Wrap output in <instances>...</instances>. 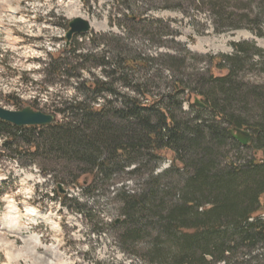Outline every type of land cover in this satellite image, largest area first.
Instances as JSON below:
<instances>
[{"label":"trees","instance_id":"1","mask_svg":"<svg viewBox=\"0 0 264 264\" xmlns=\"http://www.w3.org/2000/svg\"><path fill=\"white\" fill-rule=\"evenodd\" d=\"M166 2L170 10L208 11L218 32L247 29L264 38V0ZM128 19L130 30L146 23ZM149 25L147 36L155 37ZM125 39L95 36V46L106 40L110 48L51 56L44 72L75 79L77 94L54 101L49 126L0 120L4 149L89 196L121 184L124 218L111 228L124 250L148 264H264V50L255 41L233 43V54L202 57L207 69L189 73L182 54L132 55ZM245 64L261 70L259 81L240 77ZM92 68L101 77L83 78ZM238 130L250 133L248 144ZM165 160L169 167L158 172ZM125 179L139 191L126 190Z\"/></svg>","mask_w":264,"mask_h":264},{"label":"rangeland","instance_id":"2","mask_svg":"<svg viewBox=\"0 0 264 264\" xmlns=\"http://www.w3.org/2000/svg\"><path fill=\"white\" fill-rule=\"evenodd\" d=\"M167 4L166 0H0V106L13 111L32 107L53 114L54 101L77 94L76 80L49 76L45 63L69 48L77 47V53L110 48L106 40L95 46V36L126 38L121 45L132 55L182 54L189 73L207 69L202 57L233 54V43L255 41L264 50V38L247 29L218 32L208 11L170 10ZM131 15L146 23L130 30ZM76 17L90 21L93 28L75 35L68 44L69 22ZM152 22L155 37L147 36ZM158 41L167 47H157ZM260 72L245 64L240 77L255 83ZM93 73L102 75L99 68H92L82 76L89 78ZM185 109L190 111L187 104ZM4 141L0 135V264H148L124 250L117 239L119 232L111 228L124 218L123 198L117 190L121 184L106 195L89 196L72 185H63L64 193H60L52 173L12 156L4 149ZM168 164L165 160L161 169ZM124 184L131 193L139 191L132 180L125 179ZM64 197L69 200L65 202ZM75 201L86 204L94 216L90 219L89 214L78 212ZM137 246L141 252L145 249V244Z\"/></svg>","mask_w":264,"mask_h":264},{"label":"water","instance_id":"3","mask_svg":"<svg viewBox=\"0 0 264 264\" xmlns=\"http://www.w3.org/2000/svg\"><path fill=\"white\" fill-rule=\"evenodd\" d=\"M92 26L90 21L82 18L76 17L69 22V30L67 32L66 38L68 44L75 35L84 34L91 30ZM195 105L204 107L198 101H195ZM0 120L8 122L18 127L25 126H49L54 123L55 116L53 114H47L40 110H35L32 107H25L22 110L13 111L0 106ZM240 133L238 139L239 141L246 145L251 140V135L247 131L238 130ZM59 191L64 193L63 186L58 185ZM120 220L117 221L119 223Z\"/></svg>","mask_w":264,"mask_h":264},{"label":"bare ground","instance_id":"4","mask_svg":"<svg viewBox=\"0 0 264 264\" xmlns=\"http://www.w3.org/2000/svg\"><path fill=\"white\" fill-rule=\"evenodd\" d=\"M90 23H91V22H90ZM91 25H92V23H91ZM92 28H93V25H92ZM33 213H34V214H36V212H35V211H33ZM35 216H36V215H35Z\"/></svg>","mask_w":264,"mask_h":264}]
</instances>
